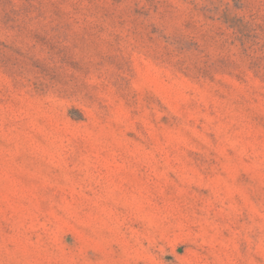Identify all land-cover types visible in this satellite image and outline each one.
<instances>
[{"label": "rangeland", "instance_id": "1", "mask_svg": "<svg viewBox=\"0 0 264 264\" xmlns=\"http://www.w3.org/2000/svg\"><path fill=\"white\" fill-rule=\"evenodd\" d=\"M0 264H264V0H0Z\"/></svg>", "mask_w": 264, "mask_h": 264}]
</instances>
